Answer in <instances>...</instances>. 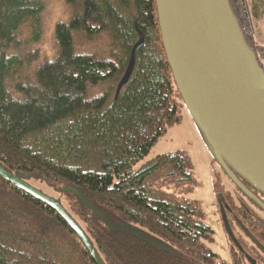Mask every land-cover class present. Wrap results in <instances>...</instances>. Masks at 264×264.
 Masks as SVG:
<instances>
[{
  "label": "trees",
  "instance_id": "1",
  "mask_svg": "<svg viewBox=\"0 0 264 264\" xmlns=\"http://www.w3.org/2000/svg\"><path fill=\"white\" fill-rule=\"evenodd\" d=\"M228 2L264 70L254 45L264 42V0ZM136 24L145 41L115 100ZM176 94L157 0H0V165L51 189L104 264H227L189 197L198 183L191 159L165 153L136 169L180 121ZM70 188L167 249L110 227ZM0 264L98 263L52 206L0 176Z\"/></svg>",
  "mask_w": 264,
  "mask_h": 264
},
{
  "label": "water",
  "instance_id": "2",
  "mask_svg": "<svg viewBox=\"0 0 264 264\" xmlns=\"http://www.w3.org/2000/svg\"><path fill=\"white\" fill-rule=\"evenodd\" d=\"M157 8L163 43L178 88L213 144L219 163L248 195L254 197L236 172L264 192V70L255 53L247 47L228 0H157ZM136 28L139 39L118 83L115 100L131 77L137 53L145 41L137 24ZM0 176L52 206L76 231L97 263L104 264L84 230L59 201L1 165ZM70 189L110 227L167 249L134 227L111 223L78 190ZM219 201L228 234L240 249L224 217V196Z\"/></svg>",
  "mask_w": 264,
  "mask_h": 264
},
{
  "label": "rangeland",
  "instance_id": "3",
  "mask_svg": "<svg viewBox=\"0 0 264 264\" xmlns=\"http://www.w3.org/2000/svg\"><path fill=\"white\" fill-rule=\"evenodd\" d=\"M55 5L58 10L60 3L56 1ZM254 45L260 63L264 66V42L255 39ZM174 99L179 104L180 121L167 127L144 160L137 164L136 169L160 154L183 151L192 161L193 172L198 182L189 197L202 209L204 221L214 230V240L208 245L222 261L233 264V247L230 243L232 240L223 220L219 197L224 194L230 196L229 193L235 196L236 192L216 157L213 144L190 111L183 96L176 94ZM32 183L44 193L52 194L47 186Z\"/></svg>",
  "mask_w": 264,
  "mask_h": 264
},
{
  "label": "flooded vegetation",
  "instance_id": "4",
  "mask_svg": "<svg viewBox=\"0 0 264 264\" xmlns=\"http://www.w3.org/2000/svg\"><path fill=\"white\" fill-rule=\"evenodd\" d=\"M228 179L236 195L231 193H229L230 196L223 195L224 217L240 247L239 249L233 244L237 249L236 256L242 264H264V207L260 204L264 205V195L259 191H252L250 189L252 187L241 180L254 197L248 195L230 178Z\"/></svg>",
  "mask_w": 264,
  "mask_h": 264
}]
</instances>
